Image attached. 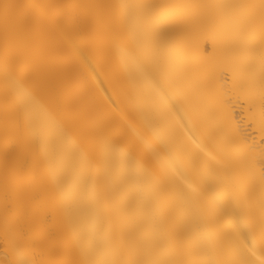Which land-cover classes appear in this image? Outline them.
I'll return each instance as SVG.
<instances>
[{
	"label": "bare ground",
	"instance_id": "bare-ground-1",
	"mask_svg": "<svg viewBox=\"0 0 264 264\" xmlns=\"http://www.w3.org/2000/svg\"><path fill=\"white\" fill-rule=\"evenodd\" d=\"M264 264V0H0V264Z\"/></svg>",
	"mask_w": 264,
	"mask_h": 264
},
{
	"label": "clouds",
	"instance_id": "clouds-1",
	"mask_svg": "<svg viewBox=\"0 0 264 264\" xmlns=\"http://www.w3.org/2000/svg\"><path fill=\"white\" fill-rule=\"evenodd\" d=\"M19 264H27V262L24 261L23 259H21V261L19 262Z\"/></svg>",
	"mask_w": 264,
	"mask_h": 264
}]
</instances>
